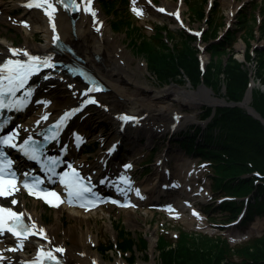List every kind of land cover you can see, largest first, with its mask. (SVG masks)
<instances>
[{
	"label": "bare ground",
	"instance_id": "6f19581e",
	"mask_svg": "<svg viewBox=\"0 0 264 264\" xmlns=\"http://www.w3.org/2000/svg\"><path fill=\"white\" fill-rule=\"evenodd\" d=\"M97 1L91 0V4L89 5L87 0H80L81 6L78 12L72 14V18H76L73 25L71 23V15L65 12L56 0H48L47 3H44V0H8L6 1L8 3L5 1L1 2L0 0V22L7 21L14 23L17 29L23 31L24 42L19 46L20 49H26L28 53L35 56L40 55L44 57V55H50L54 59L81 63L98 75L107 86L105 92L95 93L94 95L88 92L87 86L81 84L77 78L68 76L66 71L50 69L45 74L42 72L41 74L34 75L29 84L24 88V93L22 92L24 97L23 105L27 104L30 107H24L26 109L25 112L30 111L36 104L41 103V105H39L40 107L37 112L28 118L22 117L23 119L19 121L18 125H13L12 130L17 137L32 135L38 132L50 120L62 114H67L65 115L67 119L64 127H62L63 130L60 132L58 138L62 141V144H59L60 146L53 144L54 147L52 146L51 152L57 154L64 152L69 157H73V153L76 151L74 145L81 140L79 139L80 137H85L86 135L89 139L99 138L94 134V130L96 126H99L98 123L102 121L110 120L116 137L129 140V137L133 133L148 132V130L142 127L141 131L138 132L137 125H131L134 126V130L133 127L128 126V123L124 125L125 128L123 130L122 127L120 129L122 123L118 120V116L121 114L137 115L144 122L141 126H144L145 122L150 123L148 120L156 119L158 121L175 110L171 103L165 102V99L173 98V101L179 107L184 104L199 105L201 103H207L215 105L219 103V100L214 98L211 92L204 87H200L198 90H178L171 86L166 89L154 90L140 82L136 77L137 72L141 70L140 64H138L137 70L135 69L136 67L133 68L130 65V56L123 47L121 48L116 43L115 36L106 24L105 15L96 5ZM147 1L135 0L134 3V9L141 10L139 13L135 11L143 18L148 16L149 11H153V8L149 7ZM28 3H33V6L28 7ZM37 4L40 6H36ZM48 4H51L55 9L51 17L44 10L48 8ZM11 6L22 9L24 13L15 18L12 17L9 13L12 8ZM161 6L166 8V11H171L175 15L178 12L182 13L184 3L173 4L168 0H163ZM86 7H91L95 15L93 16L89 11H85ZM189 9L192 10L193 8L189 7ZM232 10L234 9L232 8ZM48 11H52V9L49 8ZM231 11L229 15L232 14L233 11ZM24 21L27 23H24ZM34 31H39L42 34L43 40L41 42H33L32 37L34 36ZM29 35L32 37L30 38ZM59 41L72 46L74 54L65 51L59 45ZM2 45L5 47H1ZM10 47L13 48L7 37L0 39V63H3L6 60L5 58L12 55L9 52ZM14 48L16 49V47ZM14 56L26 58L23 52H18ZM76 56H80L84 61L77 60ZM47 74L50 76H45ZM0 75H3V72ZM33 84V89L28 93V87ZM50 84H54V87H49ZM18 95H21V91ZM87 95L94 97V100L101 103L103 108L98 110L99 115L95 117L94 121L90 120V117L84 120L82 119L81 122L76 121L78 116L83 117L88 109H90V107L87 109L83 105ZM251 98V93H248L244 97L243 104L250 106ZM38 101L40 102L38 103ZM162 102L164 103L162 104ZM13 112L18 113L16 111ZM25 112L22 113L24 114ZM76 114L78 115L74 117L73 115ZM182 122H179V124H182ZM135 137L138 138L139 136ZM63 148H66V150L63 151ZM83 149L84 147H81L78 153L83 151ZM182 151L186 153V150ZM111 154V152L105 151L98 153V159H100L98 161L99 169H96L98 168L96 165L80 167L81 164H78L79 169H83L95 181L98 188H111L115 192H120L117 190L119 188L122 192L133 197V204L137 203L139 196L135 195L133 184L127 182L129 181V177L126 172V167L120 169H115L112 166L108 167L111 163L110 160L113 159ZM163 157L165 158L162 154L157 159L158 166H156L155 177L150 179L152 181H146L139 189V193L146 195L148 199L156 198L159 200L161 191L157 185L161 181L157 183V180L159 178L167 182L165 180L169 178L164 173L163 168L165 165ZM105 163L107 165L104 167ZM188 169L190 168L182 170V178H184L187 184L192 178L191 175L196 177L193 170L190 169L188 171ZM108 174L109 180H105V176H108ZM122 177L124 178L123 182L120 181ZM110 185L114 188L110 187ZM187 186L189 187V185ZM9 197L10 202L12 199L17 201L16 204H10L26 216L27 221L36 229V234L28 236L24 240H18L13 239L6 232H0V264H24L25 260L32 256L35 257L38 249L50 247L63 249L61 252L66 264H102L101 257L90 249V247L86 246V243H90L92 240L91 237L93 236L91 233L82 227L80 231H77L78 228L74 230L71 228L72 226L61 231V224L58 218L65 211L64 207H62L63 205L56 209L55 220L46 224L42 220L43 214L37 209V200L34 201L31 208H26V200L22 199L21 191L17 190ZM65 204H68L70 207L67 210V214L70 217L76 218L81 226V223L86 220L87 210L74 207L75 204L72 203V206L69 201ZM173 206L175 205L166 204L164 208L169 210ZM129 211L131 212V210ZM252 221L254 222L255 220ZM60 231L63 232V236H59ZM67 240L72 241V243H69L71 245L66 244ZM31 249L34 250L32 256L17 253L18 251L26 252Z\"/></svg>",
	"mask_w": 264,
	"mask_h": 264
},
{
	"label": "rangeland",
	"instance_id": "374dc122",
	"mask_svg": "<svg viewBox=\"0 0 264 264\" xmlns=\"http://www.w3.org/2000/svg\"><path fill=\"white\" fill-rule=\"evenodd\" d=\"M6 2L8 0H1V2ZM155 3L161 5L163 0H154ZM165 1V0H164ZM170 2L177 3L178 0H168ZM262 0H215L214 7L208 9V1L207 0H183L184 6L182 9V19L189 28H204V33L210 32L212 30V25L217 24V35L224 33L226 35L227 32L230 30L236 31V37L234 41H232V45L234 51L231 50L230 47H227V51L218 54V56H214L217 64L219 65L221 61L226 63L227 58L229 57V53H234V57L238 61H244L245 53L248 49V45L252 46L251 53L252 55L256 54V49L259 48L264 49V28L261 30L256 27L255 33L252 36V33L243 35V39L241 34L246 32L245 29H236V16H238L239 12L242 9L252 11L256 15V19H259V23L264 21V4L260 6L257 10L254 8L255 5L258 3L260 4ZM8 3V2H6ZM108 3V4H107ZM147 3L149 7L153 6L152 0H148ZM188 3L192 4L195 7L200 5L205 8L206 16L204 18L199 19L198 17L193 16L192 12L189 9ZM242 5L241 8H238L239 5ZM7 5V4H6ZM110 5V7L108 6ZM97 6L105 15V20L107 26L111 29V33L116 38V43H118L121 48L123 47L127 54L130 56V65L137 70L138 64L141 66V70L137 72V79L140 80L143 84L149 86L154 90H161L166 89L168 87H175L178 90H198L200 87L206 88L208 91L211 92L212 96L219 100L218 104H207L201 103L197 105H190L184 104L183 106L179 107L172 99H165V102L171 103L175 110L168 114L165 118L162 117L160 120L151 119L148 120L150 123L144 124V126H139L138 129L140 132L142 127L143 129L148 130V132H140L136 134H132L129 140L123 139L124 147L132 150L130 153H126V158L123 164H130L133 166L130 170L132 173V179L136 183L152 181L153 177H155L156 171V159L160 155H164L167 161V167L170 168L172 172V179L181 178L182 170H186L190 168L193 170L196 177L190 179L189 185L190 188L188 192H184L181 188L182 183L178 185L176 188V196L173 198L174 203L177 207L175 213H178L179 216L173 215L172 212L168 210H164L162 206L157 207L152 203H142L137 205L138 207H131L129 209L125 208H117L112 206H106L102 210L94 211L92 214L88 213L86 215V220L79 225V222L76 218L70 217L67 214V211H64L62 215L58 218L60 222V229L64 231L68 229V227L72 226L71 228L77 231H80L81 227L92 234L90 243H86V246L90 247L98 256L101 257L102 264H162L161 254L158 247V240L159 236L163 233L167 240L175 241L177 238V233L179 229L187 230V231H196L201 233H206L209 235H216V234H223L226 237L235 236L236 240L232 242V245L241 244L244 241L248 240L249 238L260 235L264 231V217L256 219L252 224H249L244 227V232L240 234H234L232 229L226 228L222 229L221 226L211 223L208 220V214L202 210L201 205H205L206 209H209L210 215L215 216L216 218H222L228 212H217L214 213L213 207L218 206L217 204L221 203L223 200L222 195H224L223 190H218V192H212V181L213 177L211 175V168L204 163H199V156L190 155L185 153L184 151L180 150L178 145L176 144V137L181 131L191 127L193 125H199L204 127L207 120L202 118L203 114V107H209L211 110V114L214 113V110L217 107H231L232 103L238 102L233 100H228L224 95V90L221 88L218 91H212V89L206 87L204 84L199 83L193 85L189 83L186 79L185 81H167L161 82L159 81L153 73L148 70L147 61L145 56L140 53L135 46L133 45L134 41L140 42L142 37V33L146 35H151L156 32L157 29H163L164 27H158L159 25L168 24L169 26V34L168 33V44L172 47L173 44L180 43L182 40V36L180 35L179 30H181V26L177 24L173 18L168 15H162L157 13V11H149L148 16L140 17L137 15L138 13L134 10L133 7V0H98ZM10 9L9 13L12 17L20 16L24 13V11L20 8L13 7ZM212 7V6H211ZM112 8V9H111ZM118 11L117 13L115 12ZM155 8V7H153ZM232 8L234 10H232ZM212 9V10H211ZM113 10V12H111ZM214 10V11H213ZM234 11L235 15L230 16L229 12ZM126 11L130 12L134 18H129L133 21L136 27H143L144 30H141L139 27L138 30H128V22H122V24H118V19L122 18V15L125 16ZM111 12V13H110ZM263 13V15H262ZM115 14L117 15L115 17ZM213 17V21H209L210 17ZM230 17V18H229ZM231 22L230 28L226 30V24ZM252 26L255 27V21L253 20ZM16 24L10 22H0V39L3 37H7L9 43L13 44V46L21 45L24 42L23 31L19 30L15 26ZM261 25V24H260ZM172 30V32H170ZM142 32V33H141ZM34 36L29 37L33 38V42L38 43L43 40L42 34L39 31H34ZM165 35L166 33L163 32ZM36 34V35H35ZM222 35V36H223ZM250 36L251 38H249ZM193 45L197 48L198 55L204 61V65L209 64L212 56L205 50V47L202 51L201 47L206 45L201 37L193 38L192 40ZM227 45V44H226ZM1 47H5L2 45ZM258 63L255 61V56L250 62H246V66L248 67V73L250 76V81L252 82V86L258 87L261 90H264V86L262 85L261 81L256 78L255 71L257 70ZM183 77V74L182 76ZM54 84H50L49 87H54ZM248 93H252V90L246 91L243 99L240 100L243 104L244 97L247 96ZM252 100V99H251ZM250 100V105H251ZM164 102H162L163 104ZM239 105V107L246 110L248 114H250L246 107ZM38 105H35L32 108L31 112H36L38 109ZM101 104H95L90 109H88L87 113L85 114V118H89L90 120L95 119L96 116L99 115L98 110L103 108ZM238 106V105H236ZM254 109V108H253ZM253 109H249L253 114L256 113ZM255 110V109H254ZM103 111V110H100ZM256 111V110H255ZM29 116V114L27 115ZM164 116V115H162ZM258 116V115H257ZM116 117V116H115ZM190 117V118H189ZM254 117V116H253ZM177 122L175 123V120ZM156 120V121H155ZM147 121V122H148ZM174 121V122H173ZM182 124H179V122ZM138 123H144L140 119ZM99 126H96L94 130V134L98 137L102 138L101 141L98 139H88L85 141V144L88 146L89 144L93 146V151L84 154L80 152L79 156L83 159V163L93 162L96 163L98 153L102 150H105L109 143L116 138L114 134V128H112L110 120L102 121L98 123ZM169 125H171L169 127ZM167 127V128H166ZM169 127V128H168ZM94 128V126H92ZM135 130V128L133 127ZM135 136H139L136 138ZM97 138V137H96ZM135 141H137L135 143ZM85 145V146H86ZM128 150V152L130 151ZM116 154V153H115ZM118 154V153H117ZM117 154L115 155V159H118ZM131 157L130 160H128ZM127 161H130L127 163ZM133 161V162H131ZM144 161H149L146 164V168H143L141 165ZM115 162V161H114ZM188 169V170H190ZM146 170V173H145ZM140 185V184H139ZM181 192V193H177ZM27 198V197H25ZM165 200V199H164ZM192 200V201H190ZM188 201L191 205H194L197 210H201L198 215L193 214L190 212L188 206L182 207V202ZM169 203V201H166ZM34 204L33 198L26 199V207L31 208ZM165 205V203H164ZM157 207V209H156ZM200 208V209H199ZM37 209L43 214L42 220L44 223H49L55 220V210H43L42 205L39 202L37 205ZM47 217V218H46ZM77 224V226H75ZM124 226L128 232L131 234L132 237L138 238L139 236H143L146 245L142 247V242H136L133 245L132 256L129 253H124L123 250H120L116 246V242L118 241V231L121 229V226ZM59 233V236H63V232ZM238 232V230H234ZM241 231V230H240ZM78 233V232H77ZM240 235V236H238ZM71 240H67L66 244L71 245ZM109 243L113 244L112 248H108L106 250L102 249V246H107ZM25 254L28 252H24ZM237 258V256H234Z\"/></svg>",
	"mask_w": 264,
	"mask_h": 264
},
{
	"label": "trees",
	"instance_id": "16d2710c",
	"mask_svg": "<svg viewBox=\"0 0 264 264\" xmlns=\"http://www.w3.org/2000/svg\"><path fill=\"white\" fill-rule=\"evenodd\" d=\"M205 15L202 6L195 10V17L201 19ZM211 19L212 16L209 18L210 22ZM128 25L129 30H138L134 23ZM212 27L210 32L203 34L206 42L217 36V24ZM180 35L183 37L181 42L172 47L162 30L152 36L142 35L140 42L135 40L133 45L145 56L149 71L159 81H185L186 77L193 85L203 83L214 91L224 86V95L228 100H242L250 81L246 62L253 59L251 45H248L244 62L238 61L232 52L226 63L221 61L218 65L214 56L226 50L223 46L233 37L230 32L218 44L208 45L213 59L202 71L198 50L191 41L193 37L183 32ZM255 51V61L258 63L255 76L264 85V51ZM251 105L264 118V90L253 88ZM202 118L207 120L205 126L193 125L181 131L175 139L176 144L190 153L211 160L214 190L224 189L232 195L249 196L244 201V205H247L246 215L240 225L248 224L256 215L264 216L263 123L239 106L217 107L213 114L209 107L204 106ZM241 203L242 201L237 200L226 201L221 208L234 214L243 206ZM139 241L145 247L143 236L134 238L125 228H121L116 246L124 253L130 252L132 256L133 245ZM112 247L113 244L110 243L102 246V249ZM158 247L162 264H264V233L233 248L222 236L180 232L175 242L160 237Z\"/></svg>",
	"mask_w": 264,
	"mask_h": 264
},
{
	"label": "snow or ice",
	"instance_id": "6c2138e0",
	"mask_svg": "<svg viewBox=\"0 0 264 264\" xmlns=\"http://www.w3.org/2000/svg\"><path fill=\"white\" fill-rule=\"evenodd\" d=\"M48 0H44V3H47ZM60 3L63 4L65 8L70 7L68 3H64V0H59ZM135 3V0H133ZM75 3V0H73V4ZM87 3L90 5L91 0H87ZM28 7H32L33 3H28ZM36 6H40L37 4ZM51 8L52 11H48V9ZM46 12H48V15L51 17L52 12L55 11L53 6L51 4H48V8L44 9ZM73 10H79V7L77 6ZM138 13L141 11L140 9H135ZM85 11H89L92 13V15H95V12L92 10L91 7H86ZM163 11V9H161ZM24 23H27L24 21ZM54 27V25H53ZM9 52L12 53V55H16L18 52H23L24 55L28 56V60H20V59H12V57H8L3 63H0V73L3 72V70H7L8 75H0V108H19L20 106H23V99L19 100H8L7 104L4 102V94L5 92L11 93L13 96H15L17 89L23 88L27 79L33 72V70H38L41 64H44L47 66L49 64V60L47 58L43 59L40 56L31 55L27 52L26 49H15V48H9ZM7 80V84L4 83V81ZM67 115V114H66ZM122 119H130V117H122ZM2 127V125H0ZM33 141V138L31 136L27 137L23 140L21 144H15L13 143V136L12 134H9L4 137H0V144L3 145H11L12 147H16L19 149V151L27 156L30 159H39L37 149L35 147L30 146V142ZM0 157H4L7 159V154L0 152ZM52 163H55L54 158H49ZM12 161L9 159L8 164L10 165ZM125 167H130V165H125ZM51 170V169H49ZM72 172L74 175L71 178H68V174L65 173L63 178V182L69 186V188L75 187L78 192L86 191L88 189L84 188L83 185L79 184L80 176L79 173H76L75 169H72ZM122 179H124L122 177ZM128 183H131V181H127ZM24 186L28 187V182L24 181ZM16 189V173L14 171H5L4 165L2 162H0V196H9L13 191ZM29 191H32L31 188H29ZM70 191V196H71ZM139 190L137 189V195H139ZM52 195H57L56 193H52ZM47 199V197H45ZM71 202V201H70ZM11 204H16L17 201L15 199H12ZM49 203H52V201H49ZM22 213L14 211L11 207H3L0 206V230H2L5 227H8L9 230L15 233L17 237L26 236L30 229L27 225H25L22 221ZM8 221H12V225L8 224ZM21 246H23L21 244ZM60 251H63V249H60ZM49 257L52 259H55V256L52 255L51 252L46 253Z\"/></svg>",
	"mask_w": 264,
	"mask_h": 264
},
{
	"label": "water",
	"instance_id": "95a60500",
	"mask_svg": "<svg viewBox=\"0 0 264 264\" xmlns=\"http://www.w3.org/2000/svg\"><path fill=\"white\" fill-rule=\"evenodd\" d=\"M242 103H241V101L240 102H234V103H232L231 105L232 106H236V105H241ZM242 106H243V104H242ZM245 106V105H244ZM246 107V106H245ZM246 109H247V111L251 114L252 112L249 110V109H253V107H251V106H248V107H246ZM253 111L256 113V115L255 114H253V116L255 117V118H258V119H260L261 121H262V123L264 124V118H262L261 116H260V114L257 112V111H255L254 109H253ZM258 115V116H257Z\"/></svg>",
	"mask_w": 264,
	"mask_h": 264
}]
</instances>
